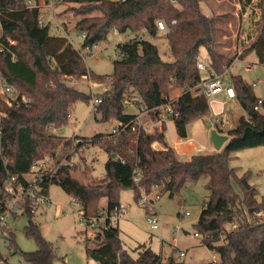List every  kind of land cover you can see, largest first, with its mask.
<instances>
[{
	"label": "trees",
	"instance_id": "16d2710c",
	"mask_svg": "<svg viewBox=\"0 0 264 264\" xmlns=\"http://www.w3.org/2000/svg\"><path fill=\"white\" fill-rule=\"evenodd\" d=\"M29 1L0 0V76L28 98L27 103L9 107L0 97V113L3 114L0 118V184L6 170L22 175L33 164L50 161L43 151L48 152L51 159L56 157L63 140L52 132L69 122L76 102L92 99L69 86L68 81L89 76L91 80L108 83L109 78L89 72L85 59L67 37L51 35L50 23L40 27L39 10L29 8ZM71 1L79 5L75 15L82 16L74 30L87 34L82 48L108 41L114 30L118 34H138L146 30L150 36L157 37L160 35L157 22L166 23L168 28L160 37L166 39L172 61L162 59L153 41L119 43L124 56L114 63L109 88L95 97L102 102L94 105V113H99L105 122H130L135 113L126 112L124 100L137 96L138 104L142 103L148 111L142 120H157L155 108L166 102L171 86L177 87L183 94L176 105L181 117L175 121V129L185 138L188 125L210 112L208 99L193 97L188 92L205 77L198 69L201 48L207 49L209 69L220 73L230 66L217 50V19L202 11V0H177V6L171 0ZM238 1L242 12H250L246 31L251 43L244 49V55L254 52L264 65V0ZM95 12L98 15H92ZM10 40L16 43L11 45ZM231 85L250 120L245 116L239 118L237 125L227 131L230 140L221 151L182 157L169 146L165 129L158 128L151 133H127L115 139L104 138L106 133L91 138L78 137L73 150L71 142L61 147L62 151L71 148L66 159L69 160L80 145L98 143L109 156L104 182L83 184L72 176L73 164H65L44 183L46 192L50 185H59L81 206L85 216L95 217L102 209L111 211L120 204L122 189H133L138 201L142 190L178 194L186 185L206 178L209 197L195 227L196 232L209 236L203 242L218 254L219 260L187 263L174 256L163 259L144 246L139 247L138 257L133 258L124 248L120 230L114 227L99 231L93 237L85 236L88 259L98 264H264V220L259 221L254 216L264 210V196L259 198L258 190L249 183V172L239 176L230 165L234 153L264 146V99L262 109L256 111L254 107L260 98L252 84L236 74L231 75ZM154 142L163 149H154ZM53 163L61 162L56 159ZM135 169L139 170L137 182ZM234 182L240 193L235 190ZM103 198L107 199V204L101 208ZM28 217L25 234L35 239L37 249L23 252L25 264H56L58 255L53 244L42 236L39 225L33 220L34 213H28ZM232 222L239 227L229 231L227 225ZM8 241L11 248L17 247L14 232L9 234Z\"/></svg>",
	"mask_w": 264,
	"mask_h": 264
},
{
	"label": "rangeland",
	"instance_id": "374dc122",
	"mask_svg": "<svg viewBox=\"0 0 264 264\" xmlns=\"http://www.w3.org/2000/svg\"><path fill=\"white\" fill-rule=\"evenodd\" d=\"M122 1V0H115ZM79 5L68 0L56 5V20L62 24L65 21H72L68 29L69 38L73 42L74 48L80 49L84 55L85 64L89 72L98 76L109 77L108 83H101L88 79L78 78L68 81V85L77 90L90 95L89 101H78L74 104L69 122L55 129L52 133L62 138L56 157L50 158V154L43 151L46 160L55 162L69 161L73 164L71 174L78 181L88 185H98L106 178L105 164L109 158L108 153L98 143H85L76 148L66 159L71 148L64 151L61 147L65 143H72V150L76 138H91L98 134H105L111 130L115 121H102L99 113H94L95 97L103 94L111 81L110 77L114 73V63L118 60V52L114 47L117 43H125L134 38L136 34L126 32L124 34H110L108 41L100 42V48L86 50L82 48V42L77 41L80 32L74 30L76 22L82 17L75 15V8ZM202 11L217 19V50L224 56L230 66V76L240 74L250 84L258 80L254 91L259 98H264V65L261 64L255 53H248L239 56L245 48L249 47L251 41L247 40L246 28L248 27L250 12H242V6L238 0H202ZM92 15H98L97 12ZM51 35L66 37V33L60 26L52 23L50 27ZM163 31L157 37L144 34L146 38L153 41L159 48V53L163 60L172 61V56L167 47V41L162 38ZM248 41V42H247ZM91 53V54H89ZM237 57L239 59L236 61ZM200 61L208 64V53L206 47L201 48ZM236 61V62H235ZM248 62H256L259 67L255 70L245 71L244 67ZM234 63V64H233ZM19 91V90H18ZM181 92L180 88L170 87L169 96L175 97ZM26 95V94H23ZM0 97L5 103V97L0 92ZM210 112L203 119L191 122L187 127L188 140L185 147L180 151L193 150L196 153H215L214 146L210 139V129L206 125L214 122L215 118L221 114L229 113L231 123L235 127L240 117L246 112L237 99L228 100L227 97L217 96L208 100ZM126 112L136 113L137 109L127 106ZM146 121V120H145ZM172 130H167L166 134L170 141L175 140L177 135L173 126ZM171 130V133H170ZM226 134L228 130H223ZM200 145L209 147L208 150L200 151ZM183 157V156H182ZM191 157V156H190ZM189 157V158H190ZM188 158V157H187ZM232 168H236L237 175L242 176L250 173L249 183L258 190V197L264 196V146L244 149L233 154L230 162ZM208 179L202 178L197 183L186 185L178 194L169 192L160 193V199L156 202V208L161 215L162 225L157 231L149 230L148 222L144 219L145 210L141 208L134 196L133 189H122L120 191V203L128 208L127 214L123 217L119 228L121 240L133 258L139 255V247L150 248L163 259L171 256L177 258V251L174 249V238L180 249H187V254L183 260L187 263H208L214 258L219 260L216 252L198 246L200 238L195 237L197 224L201 211L208 200L209 193L206 189ZM235 190L240 193V188L236 182L233 183ZM156 194L154 191L151 195ZM49 203L41 204L34 214L33 220L39 225L42 236L51 242L56 250L58 259L56 264H98L92 259H88L84 245L86 236L85 226L81 223V206L71 195L65 192L59 185L52 184L48 189ZM102 202L100 207L103 208ZM189 212L190 216H185ZM15 234L17 247H10L8 238L0 240V256L8 264H25L23 252H32L37 249L34 238L25 234V227L29 224L27 214L16 218H9L8 221Z\"/></svg>",
	"mask_w": 264,
	"mask_h": 264
},
{
	"label": "built area",
	"instance_id": "2783aa9c",
	"mask_svg": "<svg viewBox=\"0 0 264 264\" xmlns=\"http://www.w3.org/2000/svg\"><path fill=\"white\" fill-rule=\"evenodd\" d=\"M66 1L67 0H30L29 8H35L39 10L38 24L40 27H43L49 23H54L60 26L61 29L66 33V37L73 45V42L70 40L68 33V29L71 27L72 21H65L60 24L56 20V5L58 3L62 4ZM171 3L174 6L178 5L177 0H171ZM173 23H175V20L172 21V24ZM167 28L168 27L164 21L160 20L157 22V29L159 32H164L167 30ZM114 34L118 35V31L114 30ZM144 34H148L146 30H142L140 33L136 34V36L132 38L129 42L140 43L144 40H149L144 36ZM86 38V32H80V34L77 35L76 40L81 41L83 43ZM15 43V41L10 40L11 45H14ZM118 44L119 43L115 44L114 47L118 52V56L123 57L124 54L118 48ZM91 48L98 50L100 48V45L99 43H96L91 47H86L85 49L89 50ZM75 49L81 53L80 49ZM81 55L84 58V55L82 53ZM242 55H244V50H242V52H239V56ZM239 58L240 57H237L236 61L244 60ZM230 67H226L222 72L216 73L200 61L198 63V69L201 72L205 73V77L193 87H191L188 92L193 97L202 96L208 100L216 97L222 92H225L227 94L228 100L237 99L235 90L231 85V76L229 73ZM258 67V63L248 62L246 63L244 70H255ZM257 84L258 80H255L252 83V86L255 87L257 86ZM0 92L4 95L5 103L9 107L14 106L15 104L20 105L22 103H27L28 98L25 95L21 94L20 91H18V89L12 84L6 82L1 76ZM182 94L183 91L181 95ZM179 98L180 97L166 96V102L163 103L161 106L155 108V110H158L157 120L148 119L146 121H143L142 119L148 113V111L145 109V106L142 103L138 104V102L140 101L139 97L133 96L131 98L125 99V105L133 106L137 109V112L135 113V118L130 122L116 121L111 130L105 134L104 138L115 139L116 137L127 133H151L155 128H158L159 130L165 129L166 135L167 130H172L171 125L175 124V121L181 117L180 111L176 108ZM101 102V98H95L94 105H97ZM262 103L263 98H260L258 104L254 107V109L256 111H260L262 109ZM2 115L3 114L0 113V118ZM245 119L250 120V117L245 115ZM209 125L212 129H216L218 132H220L219 129L230 130L234 127L231 123V117L229 113L221 114L219 117L215 118L214 122L209 123ZM78 142L79 140L76 138L75 143L77 144ZM184 143L185 138L177 134L175 136V140H173V146L171 147L175 150L177 149V147L183 145ZM198 149L200 151H204L208 150L209 147L200 145ZM65 164L72 165V163L68 161L61 162L59 164H54L52 162L44 160L33 164L29 171L22 175L13 174L8 170L5 171L4 178L2 179V182L0 184V240L8 238L9 234L13 232L8 223L9 218H16L25 214L28 215V213L35 214L41 204L50 202L48 192L45 191L44 183L55 175L60 166ZM134 176L135 181L137 182L139 180L138 169L134 170ZM160 196V193L151 195V193H146L142 190L141 197L137 201L138 205L145 210L144 219L148 222L149 229L152 231L159 230L162 225L161 215L160 213H158L156 208V202L160 199ZM81 213V223L86 228L85 234L88 237H93L97 232L104 231L109 227L118 228L120 230L119 226L124 219L123 217L125 216V214H127V206L120 203L111 211L104 208L102 209L101 213L95 217H87L83 214V212ZM185 216H190V213L186 212ZM254 216L259 221H263L264 210L261 209L257 211ZM238 227L239 224L236 222H232L227 225L229 231L236 230L238 229ZM194 236L202 238V240L204 238L209 237L208 235H201L198 232H195ZM173 246L175 251H177V259L179 261H182L185 257L186 252L185 250L179 248L176 238H174ZM216 261L217 260L214 258L213 262ZM0 264L8 263L0 256Z\"/></svg>",
	"mask_w": 264,
	"mask_h": 264
},
{
	"label": "crops",
	"instance_id": "0c3cea01",
	"mask_svg": "<svg viewBox=\"0 0 264 264\" xmlns=\"http://www.w3.org/2000/svg\"><path fill=\"white\" fill-rule=\"evenodd\" d=\"M130 40H131V39H130ZM130 40H128V41H130ZM83 79H88V77H87V76H84ZM181 93H182V90H181V92H180L179 94H176L175 97H180ZM217 96L227 97V94H226L225 92H222V93L218 94ZM217 96H216V97H217ZM263 99H264V98H263ZM171 126H173V129H174L175 132H176L175 124H173V125H171ZM109 131H110V130H109ZM109 131H107V132H109ZM226 132H227V131H226ZM222 133L224 134V132H222ZM226 134H227V133H226ZM166 139H167V142H168L169 146H170V147L173 146V141H170V140L168 139L167 134H166ZM229 140H230V137H229ZM187 141H188V140H186V137H185V143H184L183 145L177 147V149H175V150H176V152H177L180 156L188 157V158H189L190 156L196 154V152L193 151V150H190V151L182 150V151H180V148L186 146V144L188 143ZM224 146H225V144H224ZM224 146H223V147H224ZM152 147H153L154 149H157V150H162V149H163V147H162L158 142H154L153 145H152ZM87 185H88V184H87ZM154 192H155V193H158V192H160V191H159L158 189H155ZM101 202H102V204L104 205L103 207H106L107 199L103 198V199L101 200ZM157 211H158V210H157ZM127 212H128V208H127ZM158 213H159V212H158ZM149 230H150V229H149ZM151 231H152V230H151ZM200 241H201V242L198 243V246L203 247V248H207L206 245L204 244L202 238H200ZM222 242H224V240H223ZM207 249H208V248H207ZM184 250H185V252H186V253H185V256H186V254H187V249H184ZM215 259L217 260V258H215Z\"/></svg>",
	"mask_w": 264,
	"mask_h": 264
},
{
	"label": "water",
	"instance_id": "95a60500",
	"mask_svg": "<svg viewBox=\"0 0 264 264\" xmlns=\"http://www.w3.org/2000/svg\"><path fill=\"white\" fill-rule=\"evenodd\" d=\"M210 129V139L216 151H221L224 144L229 141V135L218 132L216 129H212L210 125H206Z\"/></svg>",
	"mask_w": 264,
	"mask_h": 264
}]
</instances>
